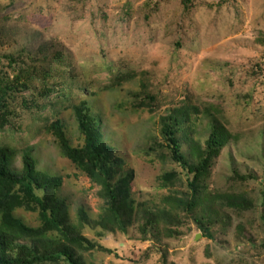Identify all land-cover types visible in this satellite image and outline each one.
Masks as SVG:
<instances>
[{
    "label": "rangeland",
    "instance_id": "rangeland-1",
    "mask_svg": "<svg viewBox=\"0 0 264 264\" xmlns=\"http://www.w3.org/2000/svg\"><path fill=\"white\" fill-rule=\"evenodd\" d=\"M24 50L38 73L15 91L27 70L18 58ZM0 71L7 103L0 149L10 151L13 170L27 154L36 171L62 178L56 197L73 232L96 245L79 254L83 264H264V0H0ZM181 101L212 112L237 140L222 149L205 181L202 195L215 202L173 212L171 235L163 221L158 236L144 235L143 214H157L162 197L190 198V176L159 132L160 117ZM81 102L122 163L117 177L131 174L124 202L133 221L124 232L99 224L106 214L100 187L48 130L59 121L70 145L82 147L73 111ZM207 117L193 116L188 135L204 141ZM181 150L188 155L184 140ZM166 173L176 177L166 182ZM227 195L251 206L226 204ZM12 214L27 227L42 224L36 209ZM55 239L42 242L54 249L63 242Z\"/></svg>",
    "mask_w": 264,
    "mask_h": 264
},
{
    "label": "trees",
    "instance_id": "trees-1",
    "mask_svg": "<svg viewBox=\"0 0 264 264\" xmlns=\"http://www.w3.org/2000/svg\"><path fill=\"white\" fill-rule=\"evenodd\" d=\"M22 53L18 55V58L22 65L27 66V70H23V80L13 85L15 91L26 90L27 83L38 73L34 67L28 66L30 65V53L26 50ZM15 66L16 62L9 58V67L13 71L19 69ZM2 75L3 72L0 71V110L7 109L2 91L5 86ZM147 98L152 97L147 96ZM73 111L77 128L84 138L82 147L73 148L70 145L59 121L52 122L48 130L56 138L65 157L86 174L91 183L100 187V195L106 203V214H103L105 219L100 220L99 224L109 232L115 228L124 232L133 221L132 206L124 202L127 179L131 178V174L117 177L120 174L122 163L112 156V148L103 142L86 104L79 103L73 107ZM199 113L208 116V132L204 141L195 138L193 135L196 133L188 135L187 127L192 117L199 116ZM0 122V126L7 122L4 112H0ZM191 129L193 130V127ZM159 132L170 152L172 161L178 164L187 176H190L187 177L190 198L185 200L171 195L164 196L160 200L162 208L157 214L152 211L149 214L144 213V227L140 229L144 235L149 231L152 236H158L160 232L158 225L161 221L166 226L175 219L173 212L185 210L190 213L199 203L215 202L217 196L213 198L209 195H202L206 190L205 181L222 149L229 142L237 140V137L231 134L212 112L200 111L195 105L184 101H181L178 107L168 111V115L160 117ZM182 140L188 146L187 156L181 150ZM9 154L8 149H0V264H44L59 261L65 264H83L79 254L82 251H92L96 245L79 233L73 232L74 227L69 223L65 202L56 197V191L62 185V178L60 176L51 177L36 171L34 160L27 154L22 157L20 171L13 170L8 161ZM235 176L239 177L237 174ZM163 177L164 181L170 182L176 175L166 173ZM38 191L43 195H38ZM222 199L224 203L234 207L248 208L251 206L243 196L227 195ZM19 207H26L29 210L36 209L42 221L41 226L27 227L14 218L12 213ZM127 210H129V215ZM79 216L81 224L88 222L83 211L79 212ZM197 226L205 235H209V227L200 222ZM164 233L171 235L172 231L166 226ZM55 238L62 239L63 242L54 249L42 242V240H51L53 244L56 241Z\"/></svg>",
    "mask_w": 264,
    "mask_h": 264
}]
</instances>
